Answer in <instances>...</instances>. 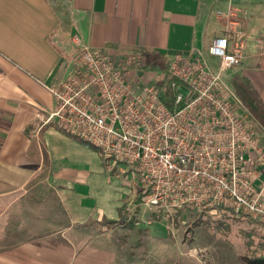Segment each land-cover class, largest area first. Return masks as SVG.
I'll use <instances>...</instances> for the list:
<instances>
[{
    "label": "crops",
    "instance_id": "obj_1",
    "mask_svg": "<svg viewBox=\"0 0 264 264\" xmlns=\"http://www.w3.org/2000/svg\"><path fill=\"white\" fill-rule=\"evenodd\" d=\"M226 33L245 45L227 80L236 90V80L251 87L264 127L262 0H0V112L7 121L0 264H198L180 253L191 241L168 242L162 230L150 236L148 210L133 208L136 189L109 173L92 145L53 124L32 131L54 109L50 88L75 52V38L113 60L142 53L168 61L183 53L203 55L217 68L208 49ZM135 215L142 221L130 222ZM98 228L87 241L77 239V230ZM209 245L208 264H244L231 246Z\"/></svg>",
    "mask_w": 264,
    "mask_h": 264
},
{
    "label": "built area",
    "instance_id": "obj_2",
    "mask_svg": "<svg viewBox=\"0 0 264 264\" xmlns=\"http://www.w3.org/2000/svg\"><path fill=\"white\" fill-rule=\"evenodd\" d=\"M75 52L50 88L46 123L92 145L106 167H130L143 182L142 205L222 207L264 221V127L227 75L245 45L215 37L205 56L177 53L165 69L142 53L113 60L74 39ZM176 92L174 108L164 102ZM114 167V168H113Z\"/></svg>",
    "mask_w": 264,
    "mask_h": 264
},
{
    "label": "rangeland",
    "instance_id": "obj_3",
    "mask_svg": "<svg viewBox=\"0 0 264 264\" xmlns=\"http://www.w3.org/2000/svg\"><path fill=\"white\" fill-rule=\"evenodd\" d=\"M262 1L264 2V0ZM148 61L149 68L153 71L162 72L165 69L166 60L164 61L162 57H151ZM234 82L238 88L237 91L243 96H246L247 88L245 84H243L241 80H236ZM252 98L255 100L257 98L253 90ZM249 108L251 109L250 106ZM252 112L258 117L253 110ZM46 120L47 119L43 120L39 117V122L32 132L36 134L37 131L39 132L44 126L51 125V123H46ZM6 126L7 121L0 112V145L2 142L3 130ZM105 168L114 176H122L127 182V185L136 189L137 195L133 208L136 214L138 211L141 213L144 209L148 210L147 213L149 217L147 219L145 218V220L150 222L148 223L147 231L150 232L151 237H158V235L162 233V230L168 242L172 243L175 242V240L177 241V239L191 241L190 244L183 242L182 245H180V249H182L180 253H182L183 257H187L198 264H208L207 262L211 257V246L209 244H220L226 249L231 246V248L233 250L236 249L240 255L264 254L261 248V244L264 243L262 239L264 235V221L238 215L222 207L186 206L180 208H167L164 206H145L142 205L144 197L143 182L136 170L130 167H113L114 169H111L112 167H106V165ZM125 214H127L126 211ZM129 221L133 223L140 222L142 218L140 215H138V217L135 215L133 219ZM76 232L81 233L77 239L85 242L94 237L96 233L102 232V229L77 230ZM45 239L47 238L45 237ZM50 239L51 238L48 237L49 241ZM134 248L137 249L138 247L135 245Z\"/></svg>",
    "mask_w": 264,
    "mask_h": 264
},
{
    "label": "trees",
    "instance_id": "obj_4",
    "mask_svg": "<svg viewBox=\"0 0 264 264\" xmlns=\"http://www.w3.org/2000/svg\"><path fill=\"white\" fill-rule=\"evenodd\" d=\"M245 87L247 88L246 96H244L246 103L248 104V106L251 107V109L254 112H256L259 108L258 102L257 100L252 98L251 87H249L248 85H245ZM175 97H176V92L171 89H168L163 98L166 105L170 107L171 109L174 108ZM126 219H127V215L125 214V211H124L122 213L120 221H124ZM262 239L264 240V235ZM261 248L264 251V243L261 244ZM240 259L244 264H264V254L262 255L246 254V255L240 256Z\"/></svg>",
    "mask_w": 264,
    "mask_h": 264
}]
</instances>
